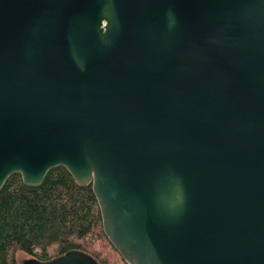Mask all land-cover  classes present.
Here are the masks:
<instances>
[{
    "label": "water",
    "instance_id": "1",
    "mask_svg": "<svg viewBox=\"0 0 264 264\" xmlns=\"http://www.w3.org/2000/svg\"><path fill=\"white\" fill-rule=\"evenodd\" d=\"M57 167L128 264H264V0H0V191Z\"/></svg>",
    "mask_w": 264,
    "mask_h": 264
},
{
    "label": "trees",
    "instance_id": "2",
    "mask_svg": "<svg viewBox=\"0 0 264 264\" xmlns=\"http://www.w3.org/2000/svg\"><path fill=\"white\" fill-rule=\"evenodd\" d=\"M0 191V264H19L17 253L49 261L79 250L99 264H128L104 232L93 185L82 187L63 167L39 187L19 174Z\"/></svg>",
    "mask_w": 264,
    "mask_h": 264
},
{
    "label": "rangeland",
    "instance_id": "3",
    "mask_svg": "<svg viewBox=\"0 0 264 264\" xmlns=\"http://www.w3.org/2000/svg\"><path fill=\"white\" fill-rule=\"evenodd\" d=\"M16 256H17V261L19 264H23L25 261L29 259L31 260V258L28 255L21 253V252H18Z\"/></svg>",
    "mask_w": 264,
    "mask_h": 264
}]
</instances>
